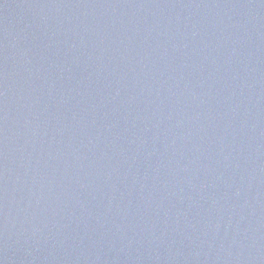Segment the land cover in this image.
<instances>
[{
  "label": "water",
  "instance_id": "1",
  "mask_svg": "<svg viewBox=\"0 0 264 264\" xmlns=\"http://www.w3.org/2000/svg\"><path fill=\"white\" fill-rule=\"evenodd\" d=\"M0 264H264V0H0Z\"/></svg>",
  "mask_w": 264,
  "mask_h": 264
}]
</instances>
